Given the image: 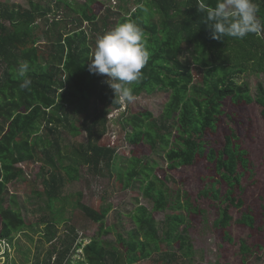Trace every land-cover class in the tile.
I'll return each instance as SVG.
<instances>
[{
	"label": "trees",
	"instance_id": "obj_1",
	"mask_svg": "<svg viewBox=\"0 0 264 264\" xmlns=\"http://www.w3.org/2000/svg\"><path fill=\"white\" fill-rule=\"evenodd\" d=\"M137 2H143V5L131 10L129 17H121L118 24L131 20L142 26L150 60L143 69V79L128 86L134 95L166 89L171 93L159 118H154L150 112H142L129 121L132 130L128 139L133 145L145 140L154 149L160 143L169 170L191 167L204 160L207 172L202 176V188L192 199L188 192L169 187V181H175L174 178L154 173L148 163L133 156L131 166L119 177L127 186L136 183L134 190L138 188L152 199V211L144 205L136 208L139 234L134 233L128 239L119 235L117 242H109L94 235L83 247L79 241L77 250H83L87 264H134L151 256L152 245L158 249L163 242L169 248H178L166 253L169 260L181 255L193 261L196 239L214 237L217 229L222 238L232 242L228 229L233 222L249 229L256 227L251 207L244 209L237 219L231 213L232 208L245 206L243 180L246 176H255L257 164L249 150L242 146L243 139L237 128L228 125L237 116L242 124L237 111L226 113L224 104L228 99L238 108L256 102L262 107L264 118V85L259 84L256 96H253L249 86L238 83L235 78L248 71L264 73V33L249 34L243 39H213L212 30L204 22L206 14L198 8L201 5L212 7L217 0ZM255 2L260 9L259 16L264 20V0ZM30 4L31 9L22 11L0 0V64L5 68L0 76V241L12 240L30 226L22 212L14 207L16 199L8 191V184L24 173L20 163L40 162L33 187L42 177L44 191L36 187L33 192L39 196L46 194L49 202L54 203L61 200L64 185L59 169L65 168L73 181L82 166L99 172L110 168L117 158L115 148L100 144L95 137L96 126L102 123L105 131L109 112L123 106L119 98H115L114 90L104 82L106 77L92 74L88 68L94 41H90L84 22L91 24L92 30L101 35L108 31V18L93 13L98 0H87L71 12L67 3L65 17H73V14L77 17L65 22L61 18H47L53 10L50 5L43 7L41 1L35 3L34 0H30ZM57 8H60L59 4ZM109 13L113 14L111 10ZM154 13L160 14L159 22L152 20ZM42 17L50 22L51 32L45 31L50 44L46 53L44 49L41 51L36 38L30 39V28ZM100 22L104 25L102 31L99 30ZM184 44L193 47L191 64L180 58ZM41 61L49 64L44 73L34 70ZM24 63L28 64L29 70L20 76L19 68ZM196 66L205 69L201 77L193 73L198 69ZM24 79L32 81L27 89L20 87ZM68 87L80 96L74 102L77 106L74 110L79 115L73 121L69 120L66 107L74 101V96H67ZM223 124L227 128L219 133ZM62 129L73 135L86 131L88 141L72 144L71 148L65 145L68 157L63 156ZM69 157L73 160L66 164L65 159ZM206 200L217 208L214 217L204 205ZM262 200L264 208V197ZM79 205L85 221L98 223L100 234L107 232L105 220L109 207L93 209ZM167 209L173 212L167 214V229L161 238L153 214ZM195 218H199L197 224L193 222ZM50 229L48 224L49 232ZM238 249L242 264L264 261V245H251L248 237L239 239ZM70 251L71 246L58 251L55 262L63 264ZM47 264H52L51 260Z\"/></svg>",
	"mask_w": 264,
	"mask_h": 264
},
{
	"label": "rangeland",
	"instance_id": "obj_2",
	"mask_svg": "<svg viewBox=\"0 0 264 264\" xmlns=\"http://www.w3.org/2000/svg\"><path fill=\"white\" fill-rule=\"evenodd\" d=\"M2 1L7 5H11V8H18L22 11L31 9L30 0ZM34 1L35 3L41 1L43 7L51 6L53 10L48 14V19L61 18L62 22H65L77 17V14H73V17L70 18L65 17L68 10L67 3L71 6L69 10L71 12L72 8L78 9L87 0ZM142 3L139 4L137 0H98V5L94 6L93 13L96 12L95 15L100 18H108L109 31L118 24L121 17H129L131 10L135 11L136 6L143 5ZM57 4L60 5L59 9ZM110 10L113 14L109 13ZM114 13H119L121 16L118 17ZM47 18H38L31 27L32 29L30 28V39L36 38L37 43L41 46V51L44 49L45 53L50 49L45 31L48 29L51 32L49 30L50 22L46 20ZM152 20L159 22L161 20L160 14L154 13ZM5 23L9 24V21H5ZM83 25L88 32L90 41H94V44H91L94 52L95 41L101 36V33L94 32L92 26H90L91 24H87V22H84ZM103 29L104 25L100 22L99 30L102 31ZM182 46L180 58L191 64L194 61L193 47L187 44ZM48 67V63L41 61L34 70L38 73H44L48 70ZM196 67L198 69H194L193 73L201 77L205 69H202L201 66ZM4 69V65L0 64V76L3 74ZM235 78L238 83L247 84L253 96H256L258 85L261 83L264 85V73L258 74L248 71L235 75ZM66 93L67 96H74V101L66 105L69 120L73 121L79 115L74 110L75 107L77 108L74 102L80 96L76 95L73 88L67 89ZM170 93L171 90L167 89L155 90L151 94L144 91L135 95L136 99L133 103L124 102L120 109L111 110L107 115L106 130H102V123H100L96 126L95 137L100 144L116 149L117 158L114 164L110 168L102 169L99 172L91 171L87 166H82L75 173L77 179H73V181L68 177L65 168L59 169L61 176L64 178V185L60 193L61 200L50 203L43 192V195L40 196L33 192L36 187V189L44 191L42 177L36 181L37 184L33 187L35 174L41 165L40 162L25 161L19 164L24 173L16 181L8 184V191L16 199L17 204H14V207L22 212L30 226L18 232L12 240L0 241V264H47L50 260L52 264H57L55 261L58 258V251L63 250L66 246H71V251L63 264H69L70 261L71 264H81L82 262L87 264L83 250L81 248L77 250L79 241H82L83 247L90 242L94 235L109 242H117L119 235H123L128 239L134 233L139 234L137 221L135 220L136 208L144 205L152 211L153 201L143 191L139 192L138 188L134 190L136 183L127 186L119 177L121 172L129 169L133 156L140 158L143 163H148L149 167L153 168L154 173L174 178L175 181L170 180L168 183L170 188L175 191L177 189L182 192L186 191L192 199L196 198L203 185L202 176L207 172L204 160L191 167L169 170L165 150L161 148L160 143H158L157 149H154L145 140L133 145L128 139V134L132 130V122L129 121L142 112H150L154 118H159L167 101H169ZM239 106L235 108L228 99L225 100V112L231 114L237 111L242 121V124H240L237 116L235 121H230L228 125L237 128L241 139H243L242 146L249 150L250 157L257 164V168L255 176L252 178L246 176L243 180L245 206L240 209L232 208L231 213L237 219L244 209L251 207L256 217V227L249 229L244 225L233 222L228 229L233 237L232 242L222 238V233L217 229H215L214 237L196 239L193 261H189L187 257L181 255L174 259L171 257L172 259L169 260L166 253L177 251L178 248L175 246L169 248L167 243L163 242L158 249L152 245L150 248L151 256L134 264H242L238 253V243L241 237H248L251 245H264V208H262V198L264 197V118L262 107L256 102ZM1 120L2 117L0 116ZM243 121L247 122L248 125L245 126ZM250 127L251 130L247 131L246 129ZM225 128H227V125H221L219 133L223 132ZM62 132L64 136L62 141L63 156L68 157L65 145L71 148L72 144L88 141L86 131H82L79 135H73L64 129H62ZM72 160L71 157L66 158L65 163L68 164ZM79 203L93 209L110 208L105 220L107 232L100 234L98 223L84 220ZM204 205L208 207L212 217H214L217 208L213 205V202L206 200ZM171 212L173 210L167 209L155 211L153 214L161 238L167 229L165 219L167 214ZM193 222L197 224L199 218H195ZM48 224L51 226L50 232L47 230ZM74 237L75 240H73ZM249 264H264V261L255 262L253 260Z\"/></svg>",
	"mask_w": 264,
	"mask_h": 264
},
{
	"label": "clouds",
	"instance_id": "obj_3",
	"mask_svg": "<svg viewBox=\"0 0 264 264\" xmlns=\"http://www.w3.org/2000/svg\"><path fill=\"white\" fill-rule=\"evenodd\" d=\"M198 10L206 14L204 22L212 30L213 39H243L249 34L264 33V20L255 0H217L214 6L201 5ZM89 60V72L105 76L104 82L114 90L115 98L133 103L136 97L128 85L143 79V69L150 60L144 29L131 20L117 24L96 39ZM28 70L27 63L20 65L19 75L24 76ZM31 83L30 79H24L20 87L27 89Z\"/></svg>",
	"mask_w": 264,
	"mask_h": 264
}]
</instances>
